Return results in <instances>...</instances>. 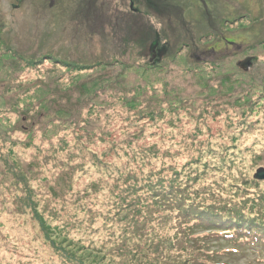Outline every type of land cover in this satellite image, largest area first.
Returning a JSON list of instances; mask_svg holds the SVG:
<instances>
[{
	"label": "rangeland",
	"instance_id": "rangeland-1",
	"mask_svg": "<svg viewBox=\"0 0 264 264\" xmlns=\"http://www.w3.org/2000/svg\"><path fill=\"white\" fill-rule=\"evenodd\" d=\"M133 1L0 0V264L264 261L212 231L175 244L180 200L264 220V0Z\"/></svg>",
	"mask_w": 264,
	"mask_h": 264
},
{
	"label": "trees",
	"instance_id": "trees-1",
	"mask_svg": "<svg viewBox=\"0 0 264 264\" xmlns=\"http://www.w3.org/2000/svg\"><path fill=\"white\" fill-rule=\"evenodd\" d=\"M138 3V0H136ZM142 2H144V6L147 9H152V7L158 5L159 2H162V0H141ZM168 2L166 4H170V0H165V2ZM133 0H129V6L133 7L134 3ZM131 7V8H132ZM132 10V9H131ZM130 10V11H131ZM131 12L133 13H139L138 9H133ZM81 13L86 16V13H84V10L81 11ZM139 28V26L137 27ZM150 28V27H149ZM156 34V33H155ZM153 36H149V32L146 35V37L143 39V43L144 45L147 46V43H149V39L150 42H152L154 39H156V35ZM155 36V37H154ZM153 45H155V41H153ZM167 43V42H166ZM168 44V43H167ZM168 49H166L167 51ZM165 54H157L154 55V53H152L153 51H151L150 53H148V58L149 60L152 62L151 65L153 66H157L158 61L161 60L165 55L169 54V52L167 51ZM155 57L156 60H152ZM246 59H251V65L250 67L244 71L241 70L239 68V63L237 64V70L241 71V72H247L251 66H252V62L254 60L253 57H246ZM81 62H83L86 59H80ZM61 62V60H60ZM89 65H85L84 67V72L86 73V71H88ZM138 81L136 83L135 86H131L132 90H129V92H139V94H142L145 92V90H140V89H148L149 86L147 83V80L149 78L148 77H137ZM154 77H152L150 80H152ZM95 84L89 82H86L85 84V89L83 92L82 96H87V99H90V95H95L97 97H99V101L102 102V104H105L104 101H107V97L102 98V90L99 89L98 87H94ZM98 86V85H97ZM145 86V87H144ZM126 93V91H124V94ZM115 98H111V101L106 102L105 105H107V103H116L118 102L119 104L123 103V99L120 98L119 96L115 95ZM108 108V106H107ZM107 110V109H106ZM63 158V157H62ZM64 167L67 168V173L65 172V175H68V171L72 168L71 166V162L69 160H67V163L65 165L64 161L61 160L59 165L56 167L57 170H59L60 172H63L62 170L64 169ZM53 196H56L57 193L55 192L54 194H52ZM179 203H181V205H177L178 209L180 210V213H183L184 216L180 217V220L178 222L184 223L183 227L186 229H181L178 228V232L177 234H175V244L178 245V247H182V240L187 237L186 236V231L190 233L192 238H195V235L199 234V233H205L208 232L210 233V231L215 232V236L219 237L221 236L225 241H227L228 243H230L232 246H235L230 252L232 253H236L239 251V248H243L245 246L251 248L252 251H257L259 253L260 256H262V254H264V220H259L257 218H253L250 219L249 223L247 222L248 220H246L245 217L241 216V217H235V216H227V218H224L222 216H219L220 218L224 219L225 221L229 222V226H225L223 224H221L222 222L217 221L214 216H211V218L214 220V222H212L213 220L209 219L208 217H206L205 215L199 213L197 210H195V207L193 205H188L185 202H181L178 201ZM28 208L31 211V216L33 217V219L36 221V223L38 224L39 228L41 229V231L45 234V236L54 244V239L51 237L52 235V230L50 229V224L48 223V221L38 212V206L36 204V206L29 204ZM181 216V215H180ZM205 220H208V222L206 223ZM231 222V223H230ZM166 222L163 223V225H165ZM187 225V226H186ZM210 227V229H208ZM212 234H206V236H210ZM190 242H193L192 240H190ZM228 249V248H225ZM250 250V251H251ZM197 253L196 251H194V254ZM229 253V252H226ZM188 254L190 255L191 261H197L199 262L195 257H192L191 254L188 252ZM80 255V253H79ZM91 256V255H90ZM90 256H86V257H81L80 255V259H75L74 261L76 263L81 262V264H85L87 261H89Z\"/></svg>",
	"mask_w": 264,
	"mask_h": 264
},
{
	"label": "water",
	"instance_id": "water-1",
	"mask_svg": "<svg viewBox=\"0 0 264 264\" xmlns=\"http://www.w3.org/2000/svg\"><path fill=\"white\" fill-rule=\"evenodd\" d=\"M250 65V61L249 60H246V61H243L239 64V67L242 69V70H247V68L249 67ZM253 179L254 180H257V181H264V168H258L254 175H253Z\"/></svg>",
	"mask_w": 264,
	"mask_h": 264
},
{
	"label": "flooded vegetation",
	"instance_id": "flooded-vegetation-1",
	"mask_svg": "<svg viewBox=\"0 0 264 264\" xmlns=\"http://www.w3.org/2000/svg\"><path fill=\"white\" fill-rule=\"evenodd\" d=\"M14 8H16V6H13Z\"/></svg>",
	"mask_w": 264,
	"mask_h": 264
}]
</instances>
